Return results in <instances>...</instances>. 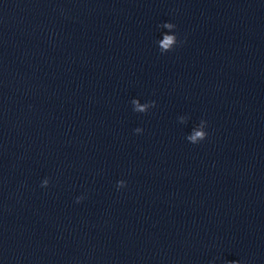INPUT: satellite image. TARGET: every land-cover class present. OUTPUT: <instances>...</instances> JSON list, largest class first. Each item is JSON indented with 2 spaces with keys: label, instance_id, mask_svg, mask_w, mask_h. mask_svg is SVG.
<instances>
[{
  "label": "clouds",
  "instance_id": "obj_1",
  "mask_svg": "<svg viewBox=\"0 0 264 264\" xmlns=\"http://www.w3.org/2000/svg\"><path fill=\"white\" fill-rule=\"evenodd\" d=\"M163 27L168 28V29H172V28H176V25L174 23L171 22H166L163 24ZM178 38L175 35H165L163 42L161 44V49L166 51L172 48V46L177 42ZM133 104L135 105L134 107V111L137 113H146L148 108L151 107H155V101H151L150 104H144L141 105L139 103L138 100H133ZM207 124L206 120H201V125H205ZM143 129L137 127L136 129H134V132L139 134L142 133ZM208 133L205 131H196L195 135L189 137L188 139L192 142V144H198L199 141H203L207 138ZM49 179L45 178L42 182H41V187L42 188H47L49 186ZM127 182L123 179L117 181L116 187L117 190L122 189L124 187H126ZM84 199V196H78L76 197V203H80L82 200ZM230 264H239L238 261H232L230 262Z\"/></svg>",
  "mask_w": 264,
  "mask_h": 264
}]
</instances>
